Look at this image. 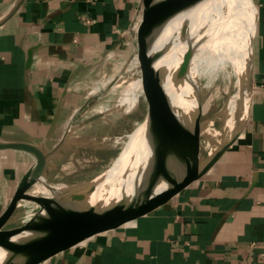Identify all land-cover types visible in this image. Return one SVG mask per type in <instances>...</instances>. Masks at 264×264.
Here are the masks:
<instances>
[{
  "label": "crops",
  "instance_id": "obj_1",
  "mask_svg": "<svg viewBox=\"0 0 264 264\" xmlns=\"http://www.w3.org/2000/svg\"><path fill=\"white\" fill-rule=\"evenodd\" d=\"M251 3L250 100L233 142L205 174L160 206L100 229L38 264H246L248 256L259 258L264 0ZM144 8V0H0V140L51 149L65 139L50 158L48 178L63 148L99 144L85 128L98 117L85 113L91 74L124 68L143 55ZM109 148L115 155V147ZM34 162L26 151L0 150V213Z\"/></svg>",
  "mask_w": 264,
  "mask_h": 264
},
{
  "label": "water",
  "instance_id": "obj_2",
  "mask_svg": "<svg viewBox=\"0 0 264 264\" xmlns=\"http://www.w3.org/2000/svg\"><path fill=\"white\" fill-rule=\"evenodd\" d=\"M169 2L144 0L143 55L140 57L155 89L161 166L130 192L122 185H109L110 191H105L108 185L99 175L79 181L47 213L24 225L7 227L28 190L41 179H48L50 158L66 140H60L51 149H43L29 141L0 140V150H22L35 157L34 164L24 172L8 204L0 213V264H38L100 229L160 206L205 174L233 142L241 124L231 137L200 161V81H196L189 93L184 91L179 78H172L170 86L177 94L176 107H173L164 88L166 69L154 65L162 54V48L155 49L154 44L162 23L169 16ZM187 68L188 61L182 62L179 74L185 73ZM183 109L189 122L177 115V111ZM158 185L160 188L156 189Z\"/></svg>",
  "mask_w": 264,
  "mask_h": 264
},
{
  "label": "rangeland",
  "instance_id": "obj_3",
  "mask_svg": "<svg viewBox=\"0 0 264 264\" xmlns=\"http://www.w3.org/2000/svg\"><path fill=\"white\" fill-rule=\"evenodd\" d=\"M250 6H252L251 0ZM169 15L170 18H175L172 11H170ZM246 15L247 13L244 11L239 18L242 29H245L247 25ZM174 33L177 36V31ZM163 56L162 53L154 65L156 68L166 69L167 76L163 80L164 85L165 82H169V70L167 67H164ZM198 66L200 70V98L202 102L200 130L203 125H209L199 135L198 158H200V161H203L208 156V148L204 147L206 142H213L212 144H215L218 141V145H220L225 139L231 137L242 123L245 117V108L240 98L241 96L243 97V93L247 89L248 81L243 57L240 54L234 60L229 57L217 59L206 55L198 62ZM125 67L119 69L118 67L109 68L104 74H91V81L89 82L87 91L92 92V98L86 106L85 113L97 114L98 117L88 123L85 128L90 130L95 136L97 135V137L92 138L93 142L97 141L100 143L95 144L96 146L94 145L92 148H90L92 145L90 143L83 146H66L59 151L55 156L57 169L55 172H52L53 175L50 178L46 179L50 184H66L71 186L79 181L101 175L114 166V161L115 164L119 163L124 154L128 153L134 145L143 141L142 137H133L130 141L128 140L134 129L145 121L152 105H155V89L150 81L145 64L140 63V57L132 60ZM114 78L115 80H120L119 85L115 86L113 84L112 80ZM234 95H236V100L239 99L235 101L236 103L234 102ZM155 108H157L156 105ZM240 116L242 118L238 127L232 130V121ZM210 127L218 133L216 136H210V133L208 135L205 133V131L211 130L209 129ZM220 137L221 140H218ZM109 145L115 147V155H112V148H109ZM85 146L88 147L86 148ZM71 151L73 154L69 155ZM160 166L161 161L155 165L154 170L149 176L136 183L132 190L138 184L145 182L146 179L151 177ZM37 184L33 185L28 192L34 191L37 188ZM43 194L36 192L31 201L33 203L22 200L8 222L7 227L24 225L34 220L37 216L44 214V206L35 204ZM10 198L11 195L7 202H9Z\"/></svg>",
  "mask_w": 264,
  "mask_h": 264
},
{
  "label": "bare ground",
  "instance_id": "obj_4",
  "mask_svg": "<svg viewBox=\"0 0 264 264\" xmlns=\"http://www.w3.org/2000/svg\"><path fill=\"white\" fill-rule=\"evenodd\" d=\"M169 7V14L172 11L175 18H170L169 15L163 22L154 45L155 49L162 48L164 55L162 58L163 64L169 70V82H165L164 88L170 96L173 107H176L178 103L176 100L177 94L170 86L172 85L173 77L179 78L184 91L190 93L194 84L200 79L198 62L206 55L217 59L229 57L234 60L240 54L243 57L248 81V86L243 93V97H239L243 101L245 108L244 115H246L250 100V83L252 78L251 30L254 13L252 6H250V0H170ZM244 11L247 13V25L245 29H242L239 18ZM176 31L177 36L174 33ZM184 61H188L187 71L179 74L180 64ZM235 96L234 102L239 100H236ZM193 102L196 104L195 100ZM155 105H152L150 108L145 121L137 126L140 128L145 125L140 136L137 137H142L143 141L134 145L119 163L115 164L114 161L113 167L99 175L108 185L105 191H110L109 185H122L126 191L130 192L133 186L141 179L149 176L154 170L155 165L161 161L157 137L158 111ZM177 113L184 121L189 122L184 109L181 112L177 111ZM241 116L232 121V130L238 127L242 118ZM207 126L209 125H203L200 132H204ZM137 127L134 131L137 130ZM209 129L211 130L205 131L207 135L209 133L210 136L218 134L211 127ZM134 131L128 141L133 138ZM218 140H221V137ZM212 143L206 142L204 144V147L208 148V155L213 153L218 145V141L215 144ZM71 186L66 184L54 185L41 179L37 184V188L34 191L28 192L23 200L31 202L36 192L44 193L35 204L43 205L45 208L44 213H47L61 200L62 196ZM158 188H160V185L156 187V189ZM124 189L123 192H125Z\"/></svg>",
  "mask_w": 264,
  "mask_h": 264
},
{
  "label": "built area",
  "instance_id": "obj_5",
  "mask_svg": "<svg viewBox=\"0 0 264 264\" xmlns=\"http://www.w3.org/2000/svg\"><path fill=\"white\" fill-rule=\"evenodd\" d=\"M256 243L251 242L250 247H255ZM246 264H264V246L262 250L259 252V258L258 259H253L251 256H248L246 259Z\"/></svg>",
  "mask_w": 264,
  "mask_h": 264
}]
</instances>
